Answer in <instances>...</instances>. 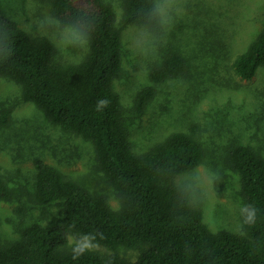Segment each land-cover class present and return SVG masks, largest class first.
Masks as SVG:
<instances>
[{
	"label": "trees",
	"instance_id": "trees-1",
	"mask_svg": "<svg viewBox=\"0 0 264 264\" xmlns=\"http://www.w3.org/2000/svg\"><path fill=\"white\" fill-rule=\"evenodd\" d=\"M38 1L50 7L63 27L83 26L88 51L78 62L57 61L49 37L21 29L0 6V79L18 84L23 101L39 107L51 124L94 145L99 169L119 206L111 207L106 196L92 193L37 158L34 199L57 205L63 220L51 227L33 224L9 244L0 238V264H264V157L248 147L232 150L245 204L258 210L256 222L243 225L241 217L239 233L213 232L189 198L177 200L173 185L175 178L203 161L200 126L173 132L143 153L133 150L114 87L122 73L119 24L159 31L146 15L155 0H123L120 18L105 0ZM262 67L264 30L236 56L232 71L250 81ZM185 70L184 59L172 53L150 72V79L160 84ZM153 98V87L144 88L136 96V109L144 112ZM102 100L108 101L106 106L99 105ZM12 112L0 110V128L11 123ZM10 180L0 167V203L11 200ZM89 234L113 253L88 251L73 259L72 249L66 250L69 238ZM136 248L141 252L135 262L117 253Z\"/></svg>",
	"mask_w": 264,
	"mask_h": 264
},
{
	"label": "rangeland",
	"instance_id": "rangeland-1",
	"mask_svg": "<svg viewBox=\"0 0 264 264\" xmlns=\"http://www.w3.org/2000/svg\"><path fill=\"white\" fill-rule=\"evenodd\" d=\"M120 18L123 0H105ZM180 9L171 30L151 31L119 24L122 35V73L115 81L123 106V123L134 152L143 153L173 132L201 128L204 158L201 165L174 179L177 200L189 198L202 210L213 232L241 230L240 206L245 204L241 179L231 162L236 147H248L264 157V68L250 81L232 71L237 55L246 51L264 30V0H172ZM82 3V0L79 2ZM6 15L31 35H44L56 49V60L80 61L88 51L72 43L71 29L63 27L49 6L38 0H0ZM186 63L178 78L152 83L150 72L169 54ZM153 87L154 98L144 112L135 107L137 94ZM21 87L0 79V110L13 108L12 121L0 128V167L10 175L11 200L0 203V238L17 241L33 225H57L64 212L57 205L34 199V160L60 170L95 194L119 201L103 177L91 142L51 124L33 103L23 101ZM71 236L66 250L75 239ZM97 252L113 251L100 245ZM141 248L117 252L135 262Z\"/></svg>",
	"mask_w": 264,
	"mask_h": 264
},
{
	"label": "clouds",
	"instance_id": "clouds-1",
	"mask_svg": "<svg viewBox=\"0 0 264 264\" xmlns=\"http://www.w3.org/2000/svg\"><path fill=\"white\" fill-rule=\"evenodd\" d=\"M175 15L180 14V9L176 7L172 0H155L152 7L146 14L150 21H155L161 28L167 27L171 30L173 18ZM75 39L73 44L84 48L88 45V36L86 30L81 25H74L71 29ZM108 101L102 100L99 102L100 106H106ZM258 210L252 204H242L240 206V215L242 217L243 225H252L256 222ZM100 239H103V234L100 233ZM96 241L94 234L81 235L80 239H75L74 246L72 248L73 259H78L88 251L96 250L100 247Z\"/></svg>",
	"mask_w": 264,
	"mask_h": 264
}]
</instances>
